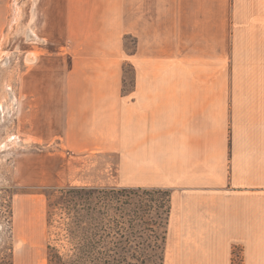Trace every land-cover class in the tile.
<instances>
[{"label": "crops", "instance_id": "1", "mask_svg": "<svg viewBox=\"0 0 264 264\" xmlns=\"http://www.w3.org/2000/svg\"><path fill=\"white\" fill-rule=\"evenodd\" d=\"M174 3L168 43L160 26L149 38L126 26V14L140 17L124 0H37V37L71 58L34 66L46 101L32 136L54 148L50 183H74L89 157L109 154L120 185L168 190L163 264H264V0H218V11L216 0ZM29 254L14 264H39Z\"/></svg>", "mask_w": 264, "mask_h": 264}, {"label": "rangeland", "instance_id": "2", "mask_svg": "<svg viewBox=\"0 0 264 264\" xmlns=\"http://www.w3.org/2000/svg\"><path fill=\"white\" fill-rule=\"evenodd\" d=\"M36 1L0 0V264H14V255L20 250L28 256L33 252L39 264H49L48 244L68 254L65 257L68 263L79 258L82 264H104L102 257L110 252L111 264H163L170 215L168 190L120 185L116 178L117 158L109 154L89 157L85 168L71 173L74 183H50L53 178L47 169V155L54 148L32 136L33 115L39 103L46 101L33 92L38 85L34 86L33 68L38 64L59 70L61 58L68 66L71 57L68 53L63 55L61 41L37 37L43 19L35 18ZM124 1L125 9L129 5L140 17L128 20L126 14V26L135 22V26L144 29L146 38L160 26L168 35L166 42L171 41L174 0ZM217 1L216 11L219 10ZM199 5L207 6L205 2ZM159 9L168 13L158 18L153 11ZM59 32L60 29L52 30L56 36ZM124 36L126 53H135L137 36L133 33ZM124 69L128 90L134 82V71L131 66ZM51 78L44 76L47 82ZM47 94L44 92V96ZM75 187L127 190L117 194L122 201L121 210L111 211L126 222V233L106 238L105 243H100V237L95 235L77 238L74 241L77 247L72 251L65 228L71 220L68 208L81 202L77 196L73 197V203L67 202L73 195L68 190ZM92 200L97 199L93 196ZM99 206L96 205V212L92 211L97 218Z\"/></svg>", "mask_w": 264, "mask_h": 264}, {"label": "trees", "instance_id": "3", "mask_svg": "<svg viewBox=\"0 0 264 264\" xmlns=\"http://www.w3.org/2000/svg\"><path fill=\"white\" fill-rule=\"evenodd\" d=\"M127 80L124 76V90H126ZM54 191H59L54 189ZM69 193H73L67 202L73 203V197H79V201L69 209L70 221L66 222V234L70 239V243L73 245L72 251L76 249L75 246L77 238H85L89 236H99L100 243H105L106 238H111L115 235H123L127 231L126 222L119 220L114 216L111 211L121 210L120 202H122L117 194L127 192V190H117L114 188H91V187H80L71 188L68 190ZM170 194V193H169ZM51 195H54L52 193ZM93 196L97 199L95 202L92 200ZM126 202V201H125ZM55 204V203H54ZM96 205H100L98 208V216L94 217L92 214L96 212ZM53 207V203L51 205ZM69 207V206H68ZM72 208V209H71ZM83 212V213H82ZM132 227V225H129ZM111 251L115 249L110 248ZM104 251V250H102ZM68 255V254H67ZM62 250L56 246L48 244V259L49 264H82V260L74 259L73 263H68L65 260L67 256ZM110 252L102 257L104 264H111L110 258H108ZM118 259V258H117ZM116 257L114 260L117 261Z\"/></svg>", "mask_w": 264, "mask_h": 264}]
</instances>
